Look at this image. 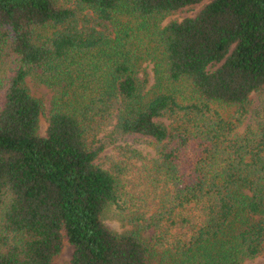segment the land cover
Here are the masks:
<instances>
[{
    "label": "trees",
    "instance_id": "1",
    "mask_svg": "<svg viewBox=\"0 0 264 264\" xmlns=\"http://www.w3.org/2000/svg\"><path fill=\"white\" fill-rule=\"evenodd\" d=\"M263 92L264 0H0V264L260 257Z\"/></svg>",
    "mask_w": 264,
    "mask_h": 264
},
{
    "label": "rangeland",
    "instance_id": "2",
    "mask_svg": "<svg viewBox=\"0 0 264 264\" xmlns=\"http://www.w3.org/2000/svg\"><path fill=\"white\" fill-rule=\"evenodd\" d=\"M59 2L63 3V2H66V0H59ZM204 6L205 4H202L198 6L186 7L179 11H176L170 14L169 16H167L162 21L161 25L166 26L174 21H182L185 18L194 17L204 8ZM141 72L143 75H146L147 77H149L151 82L153 81V77H154L153 76V65L151 63L143 64L141 68ZM27 83H28V88L30 90V93L35 98L41 100L43 103L44 111H43L41 129L39 132L41 135H45L47 132L48 124H49V117H50L54 92L47 86L40 85L31 78L28 79ZM256 100H257L258 105L264 106V92L260 94ZM148 151H150L149 152L150 156H154L155 153L153 152L152 148H150ZM108 153L109 152L107 151L106 154ZM103 159H104V156H103ZM103 222L109 229L117 233H123V232H127L133 229L132 225L128 224L127 220H125L124 217L120 216L118 213H116L113 210H110L105 213V215L103 216ZM151 234H152V231L143 232V235L147 238L150 237ZM73 250H74L73 246L70 245L66 241L63 252L59 256L56 257V262L58 264H71ZM242 264H264V254L255 259H246L242 262Z\"/></svg>",
    "mask_w": 264,
    "mask_h": 264
}]
</instances>
